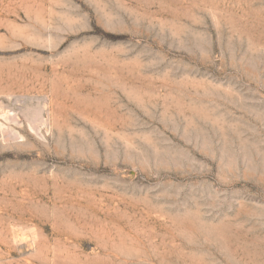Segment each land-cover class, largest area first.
I'll return each mask as SVG.
<instances>
[{"label": "rangeland", "instance_id": "obj_1", "mask_svg": "<svg viewBox=\"0 0 264 264\" xmlns=\"http://www.w3.org/2000/svg\"><path fill=\"white\" fill-rule=\"evenodd\" d=\"M0 264H264V0H0Z\"/></svg>", "mask_w": 264, "mask_h": 264}]
</instances>
